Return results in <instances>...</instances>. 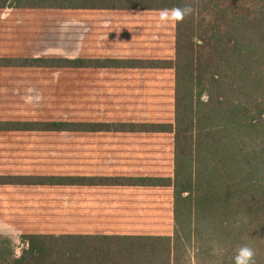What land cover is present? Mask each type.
Instances as JSON below:
<instances>
[{
  "label": "trees",
  "instance_id": "trees-1",
  "mask_svg": "<svg viewBox=\"0 0 264 264\" xmlns=\"http://www.w3.org/2000/svg\"><path fill=\"white\" fill-rule=\"evenodd\" d=\"M190 2L195 14L173 24L163 51L131 21L184 0H0V13L69 14L75 21L66 35L60 22L0 21V87L7 92L5 76L22 70L47 77L73 72L65 74L81 84L80 93L167 94L118 119L0 118V187H149L168 189L172 198L168 236L24 233L18 256L0 238V264H231L243 243L264 264V0ZM105 14L128 21L101 26L105 20L87 19ZM101 31L116 44L99 43ZM67 40L79 45V56L25 54L32 42ZM128 72L135 77L124 75L127 84L118 89L105 79ZM16 134H151L159 136L162 155L126 175H77L68 148L47 151L10 137ZM31 166L40 170L21 171Z\"/></svg>",
  "mask_w": 264,
  "mask_h": 264
},
{
  "label": "crops",
  "instance_id": "crops-1",
  "mask_svg": "<svg viewBox=\"0 0 264 264\" xmlns=\"http://www.w3.org/2000/svg\"><path fill=\"white\" fill-rule=\"evenodd\" d=\"M101 26H113L102 21ZM100 32L99 43L113 42ZM98 44V43H97ZM116 44V43H115ZM79 56V55H78ZM47 151L68 148L77 175L121 176L158 158L159 136L151 134H16ZM63 141H67L64 144ZM28 147V145H25ZM166 148V147H165ZM168 156V154H167ZM172 198L168 189L149 187H0V221L18 232L75 235L168 236ZM14 247L8 235L0 234ZM15 254L18 256V251Z\"/></svg>",
  "mask_w": 264,
  "mask_h": 264
},
{
  "label": "rangeland",
  "instance_id": "rangeland-1",
  "mask_svg": "<svg viewBox=\"0 0 264 264\" xmlns=\"http://www.w3.org/2000/svg\"><path fill=\"white\" fill-rule=\"evenodd\" d=\"M3 12L0 13V21H14L18 24L22 22H60L62 25V34L66 35L71 32L69 29L72 25L70 23H75L73 20V16L69 14H58L56 16H47L45 13H30L26 14L24 12ZM157 18L158 15L152 16H139L136 19L132 20V24H140L137 27L142 26V37L146 40H150L149 42L155 43L161 47L163 51L169 49L168 43H170L171 30L173 28V24H168L165 26L158 27L157 26ZM89 20H110V21H128L125 16H111L110 14L98 15L87 18ZM137 30V29H136ZM136 32V31H134ZM64 41V40H63ZM148 47H149V43ZM165 45V47L160 46ZM26 47L25 54L28 52L33 56H42V55H57L66 58H75L79 55L80 47L79 45H71L68 40L62 42L60 45L55 46H47L45 44H39L38 42H32V44H28ZM155 48V47H153ZM24 50V49H23ZM2 54H5L3 50H1ZM39 72H30V71H22L16 72L15 74H10L5 76L9 79L12 87L7 92L3 87H0V118H24L30 120H38L40 118H44L49 116L50 118H64L69 119L73 118H88L94 119L102 117L105 119H118L123 112L125 114L126 111H130L133 105H140L139 108L148 106L156 103L157 98L159 96H167V94H120L116 90L108 89L104 92L97 93H80L75 90L78 88V85L75 84V79H71V77L65 73H73V72H65L59 71L54 72L53 76H43L38 74ZM51 72L50 74H52ZM82 72H76V74H80ZM118 73V72H113ZM123 73V72H122ZM135 72H128L127 74H121L118 76V79H114L110 81V77H106L107 83L109 86L116 87L118 89L122 84H127V76L131 75ZM9 74V73H7ZM38 74V75H37ZM118 75V74H116ZM115 75V76H116ZM74 76V75H73ZM168 76V77H167ZM140 77V76H136ZM167 77V78H166ZM3 77H0V80ZM151 81L157 80V83L161 80L160 78H149ZM94 78L91 77L89 80L84 81V85H89ZM119 80V81H118ZM169 80V72L166 76L163 77L162 81H165V87H167V82ZM111 82V83H110ZM8 85V84H2ZM157 87V86H156ZM164 87V88H165ZM81 88H78L80 90ZM166 89V88H165ZM26 97H31V102H26ZM133 98V99H132ZM137 99H140L141 102H138ZM121 106L120 108H118ZM103 109V110H102ZM102 111L105 116H102ZM86 116V117H83ZM164 141V140H162ZM167 143V141H164ZM169 143V141H168ZM14 158H25V157H37V155H27V154H18L15 153ZM35 168V169H32ZM37 171L40 170V167L31 166L25 167L21 171ZM0 234L8 235L13 244L18 251L20 248V243L18 239V232L15 229H11L5 226L0 221Z\"/></svg>",
  "mask_w": 264,
  "mask_h": 264
},
{
  "label": "clouds",
  "instance_id": "clouds-1",
  "mask_svg": "<svg viewBox=\"0 0 264 264\" xmlns=\"http://www.w3.org/2000/svg\"><path fill=\"white\" fill-rule=\"evenodd\" d=\"M196 12L190 0H184L183 6L160 9L157 18V26L183 23L186 18L193 16ZM26 102H31V97H26ZM256 250L249 244L243 243L234 249L231 256V264H256Z\"/></svg>",
  "mask_w": 264,
  "mask_h": 264
}]
</instances>
